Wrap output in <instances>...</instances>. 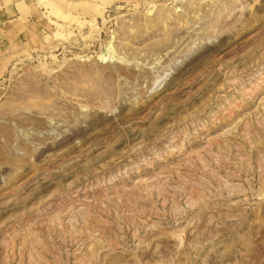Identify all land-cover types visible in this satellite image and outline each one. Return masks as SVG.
I'll return each instance as SVG.
<instances>
[{
    "label": "rangeland",
    "instance_id": "rangeland-1",
    "mask_svg": "<svg viewBox=\"0 0 264 264\" xmlns=\"http://www.w3.org/2000/svg\"><path fill=\"white\" fill-rule=\"evenodd\" d=\"M0 69V264H264V0H115Z\"/></svg>",
    "mask_w": 264,
    "mask_h": 264
},
{
    "label": "crops",
    "instance_id": "crops-1",
    "mask_svg": "<svg viewBox=\"0 0 264 264\" xmlns=\"http://www.w3.org/2000/svg\"><path fill=\"white\" fill-rule=\"evenodd\" d=\"M115 0H0V69L3 59L12 52H24L31 44L42 43L46 34L43 26L49 18L64 14L67 7L85 4L91 8L104 6ZM1 72V71H0Z\"/></svg>",
    "mask_w": 264,
    "mask_h": 264
}]
</instances>
